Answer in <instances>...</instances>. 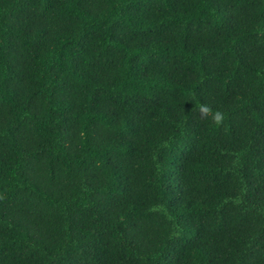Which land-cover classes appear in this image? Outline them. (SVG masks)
<instances>
[{
    "label": "trees",
    "instance_id": "1",
    "mask_svg": "<svg viewBox=\"0 0 264 264\" xmlns=\"http://www.w3.org/2000/svg\"><path fill=\"white\" fill-rule=\"evenodd\" d=\"M0 264H264V0H0Z\"/></svg>",
    "mask_w": 264,
    "mask_h": 264
},
{
    "label": "clouds",
    "instance_id": "2",
    "mask_svg": "<svg viewBox=\"0 0 264 264\" xmlns=\"http://www.w3.org/2000/svg\"><path fill=\"white\" fill-rule=\"evenodd\" d=\"M199 110L202 113H210L211 112L212 119L215 122H219L222 119V114L219 111L212 112V110L207 105H203V104L199 105Z\"/></svg>",
    "mask_w": 264,
    "mask_h": 264
}]
</instances>
